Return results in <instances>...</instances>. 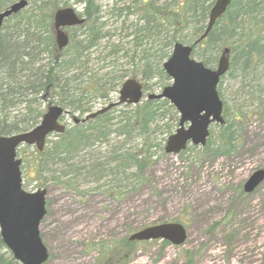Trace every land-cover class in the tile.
I'll use <instances>...</instances> for the list:
<instances>
[{"label":"rangeland","instance_id":"1","mask_svg":"<svg viewBox=\"0 0 264 264\" xmlns=\"http://www.w3.org/2000/svg\"><path fill=\"white\" fill-rule=\"evenodd\" d=\"M99 3L105 12L106 27L115 35L102 38L98 49L90 55L89 65L94 69L107 66L100 69L104 72L112 68L115 60L108 52L112 44L123 41L124 32H120V22H114L109 12L111 0ZM62 5L61 1L59 6ZM65 5L74 6L81 14L86 6L84 0H68ZM248 31L242 29L243 33ZM203 49L193 56L199 59V55L214 53ZM220 52L210 67L216 66ZM121 53H117L115 67L130 69L129 56ZM128 74L123 80L130 77ZM135 77L143 84L139 74ZM89 78L83 73L72 85L79 80L85 84ZM158 81L159 77H154L147 82L150 88L144 90L142 101L146 94L161 91ZM165 82L170 84L171 79ZM119 87L106 97H84L91 105L90 112L117 100ZM217 90L227 111L224 119H231L236 113L243 120L235 126L241 141L226 156L206 154L200 145L192 143L178 153L166 152V139L178 127L179 118L176 109L166 103L159 108L163 115L158 125L152 124L145 133L155 146L149 149L152 162L140 177L132 174V166L124 167L125 174L110 172L114 149L123 153L144 147L141 135L129 130V126L124 134L115 131L118 121L131 120L133 104L116 105L106 114L101 113L104 117L83 122L90 134L88 143L80 145L66 159L53 154L45 159L42 154L57 141L55 132L46 138L42 151L34 144L17 148L22 187L26 191L45 188L47 192L46 214L39 227L49 251L45 264H95L99 249L109 242L145 226L175 219L186 226L183 243L140 241L126 264H264V179L251 193L242 190L247 177L264 168V61L245 69L240 63L229 66ZM53 104L57 103H50ZM50 105L47 99L42 101L44 111ZM85 114L66 108L59 121L70 129L72 118H83ZM167 124L171 125L169 133ZM217 124L212 123L209 130H215ZM100 125H105L107 131L98 137L92 127Z\"/></svg>","mask_w":264,"mask_h":264},{"label":"trees","instance_id":"2","mask_svg":"<svg viewBox=\"0 0 264 264\" xmlns=\"http://www.w3.org/2000/svg\"><path fill=\"white\" fill-rule=\"evenodd\" d=\"M13 1L0 0V9ZM61 1L62 6L68 2L28 0L25 8L6 18L0 27V135L34 126L44 112L42 101L46 99L48 105L54 101L79 114L90 112L91 105L84 97H106L109 91L121 84L128 72L130 76L140 75L144 80V90L150 88L147 82L154 77H159V85L163 88L169 77L162 68V62L169 56L175 42L192 45V55L201 47L204 52H214L208 56L199 55V60L209 67L224 46L229 47L230 67L240 63L245 69L264 61V0H232L199 42L196 40L204 32L214 0H111L109 12L114 22H120V32H124L121 40L124 42L112 44L108 54H112L115 61L112 68L104 72L100 69L107 66L94 69L92 64L89 65L90 55L98 49L102 38L115 35L106 27L105 12L99 0H84V23L69 27L68 45L58 49L53 15ZM245 28L249 30L247 33L242 32ZM76 30H80V34ZM120 51L121 55L129 56L130 69H122L120 65L115 67ZM83 73H87L89 80L85 84L79 80L72 85ZM164 103L173 108L167 99H144L135 105L131 120L124 118L118 121L115 131L124 134L129 126V130L134 129L141 135L144 147L123 153L114 149V165L112 170L108 169L110 172L116 170L125 174L124 167L132 166L135 168L132 174L140 177L151 164L149 149L155 143L145 133L152 124L158 125L163 115L159 108ZM105 114L97 115L95 119ZM226 114L223 106V116ZM174 119L176 123L177 118ZM242 121L240 115L234 113L231 119L226 118L224 123L217 124L215 130H210L207 142L202 146L203 152L217 157L231 154L241 141L235 126ZM92 128L98 137L106 135L105 125ZM166 131H171V125L167 124ZM56 135L57 141L42 151L45 157L60 155L66 159L80 145H86L90 138L83 122L73 123L70 129ZM161 242L168 243L167 240ZM138 244L139 241L130 240L128 235L111 241L99 249L95 264H126ZM1 248L6 247L0 237ZM0 264L18 262L6 249L5 252L0 251Z\"/></svg>","mask_w":264,"mask_h":264},{"label":"water","instance_id":"3","mask_svg":"<svg viewBox=\"0 0 264 264\" xmlns=\"http://www.w3.org/2000/svg\"><path fill=\"white\" fill-rule=\"evenodd\" d=\"M231 0H214L204 32L198 42L204 39L214 22L224 13ZM28 4L27 0H15L0 10V26L5 18ZM84 22L73 6L59 7L53 15L55 42L58 49L69 41L65 27ZM193 46L175 42L170 55L162 63L171 83L159 93H149L147 98H167L179 113L178 127L171 133L165 144V151L178 153L187 143L205 145L212 122L223 123V103L217 92L220 77L229 66V48L224 46L216 67L205 66L191 56ZM119 96L104 107L87 114L74 122H84L90 117L103 113L115 105L136 104L143 97L142 84L133 77L127 78L118 90ZM63 108L59 104L50 105L40 121L32 128L0 135V237L20 264H43L49 252L39 234V225L46 214V189L29 192L22 187L21 158L16 156L20 144H34L43 149L49 133H62L65 125L59 122ZM185 122L187 125L185 126ZM264 179V168L254 170L244 181L243 190L251 193ZM187 230L181 222L167 221L145 226L132 232L130 240L165 239L171 244H181Z\"/></svg>","mask_w":264,"mask_h":264}]
</instances>
